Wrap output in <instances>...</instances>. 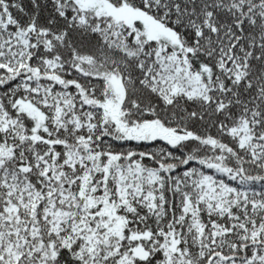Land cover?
<instances>
[{"label": "snow or ice", "instance_id": "snow-or-ice-1", "mask_svg": "<svg viewBox=\"0 0 264 264\" xmlns=\"http://www.w3.org/2000/svg\"><path fill=\"white\" fill-rule=\"evenodd\" d=\"M0 264H264V0H0Z\"/></svg>", "mask_w": 264, "mask_h": 264}]
</instances>
